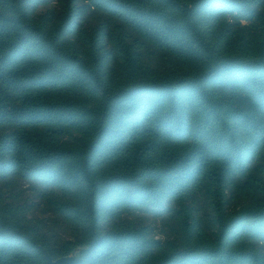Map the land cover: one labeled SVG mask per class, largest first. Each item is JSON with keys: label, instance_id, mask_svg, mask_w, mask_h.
Here are the masks:
<instances>
[{"label": "trees", "instance_id": "16d2710c", "mask_svg": "<svg viewBox=\"0 0 264 264\" xmlns=\"http://www.w3.org/2000/svg\"><path fill=\"white\" fill-rule=\"evenodd\" d=\"M49 4L0 0V182L73 241L0 192V264H264V0Z\"/></svg>", "mask_w": 264, "mask_h": 264}, {"label": "rangeland", "instance_id": "374dc122", "mask_svg": "<svg viewBox=\"0 0 264 264\" xmlns=\"http://www.w3.org/2000/svg\"><path fill=\"white\" fill-rule=\"evenodd\" d=\"M58 0H50L48 7L43 8L41 13L48 9L54 8ZM0 192L4 193L8 200L13 197L18 200L21 205H25L30 210V218L42 222L44 232L52 240L56 242L73 241L70 231L56 217L52 207L46 199H44L45 189L38 183L26 182L18 179H9L0 182ZM230 200H233L231 198ZM232 207V204H230ZM205 209V206L203 207ZM207 214V209L205 210ZM210 217L206 216V219ZM129 221L151 227V237L156 240L164 241L168 238L170 231L167 222L153 217L151 214L138 213L126 218ZM264 254V243L260 245Z\"/></svg>", "mask_w": 264, "mask_h": 264}, {"label": "water", "instance_id": "95a60500", "mask_svg": "<svg viewBox=\"0 0 264 264\" xmlns=\"http://www.w3.org/2000/svg\"><path fill=\"white\" fill-rule=\"evenodd\" d=\"M77 252V251H76ZM76 252L72 254V256L60 258L58 260H53L46 251H43L45 260L47 264H77L75 261Z\"/></svg>", "mask_w": 264, "mask_h": 264}]
</instances>
